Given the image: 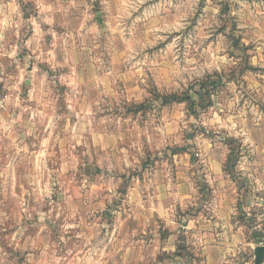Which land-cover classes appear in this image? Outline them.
Segmentation results:
<instances>
[{
    "label": "clouds",
    "instance_id": "clouds-1",
    "mask_svg": "<svg viewBox=\"0 0 264 264\" xmlns=\"http://www.w3.org/2000/svg\"><path fill=\"white\" fill-rule=\"evenodd\" d=\"M254 234L264 0H0V264H248Z\"/></svg>",
    "mask_w": 264,
    "mask_h": 264
},
{
    "label": "crops",
    "instance_id": "crops-1",
    "mask_svg": "<svg viewBox=\"0 0 264 264\" xmlns=\"http://www.w3.org/2000/svg\"><path fill=\"white\" fill-rule=\"evenodd\" d=\"M252 244L253 252L248 256V264H264V254H262L263 245L255 242L253 239L250 241ZM257 248V256L255 255V249Z\"/></svg>",
    "mask_w": 264,
    "mask_h": 264
},
{
    "label": "built area",
    "instance_id": "built-area-1",
    "mask_svg": "<svg viewBox=\"0 0 264 264\" xmlns=\"http://www.w3.org/2000/svg\"><path fill=\"white\" fill-rule=\"evenodd\" d=\"M254 237L257 240V243H259L260 245H264V236L254 234Z\"/></svg>",
    "mask_w": 264,
    "mask_h": 264
},
{
    "label": "rangeland",
    "instance_id": "rangeland-1",
    "mask_svg": "<svg viewBox=\"0 0 264 264\" xmlns=\"http://www.w3.org/2000/svg\"><path fill=\"white\" fill-rule=\"evenodd\" d=\"M255 242H257V240L255 239V237L253 236V238H252ZM264 246V245H263Z\"/></svg>",
    "mask_w": 264,
    "mask_h": 264
}]
</instances>
